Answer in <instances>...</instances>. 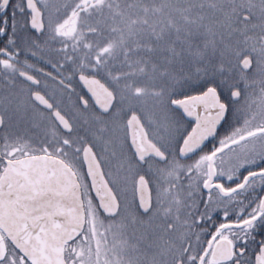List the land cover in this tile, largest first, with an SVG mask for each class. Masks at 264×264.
I'll return each instance as SVG.
<instances>
[{
  "label": "snow or ice",
  "instance_id": "obj_1",
  "mask_svg": "<svg viewBox=\"0 0 264 264\" xmlns=\"http://www.w3.org/2000/svg\"><path fill=\"white\" fill-rule=\"evenodd\" d=\"M0 264H264V0H0Z\"/></svg>",
  "mask_w": 264,
  "mask_h": 264
}]
</instances>
